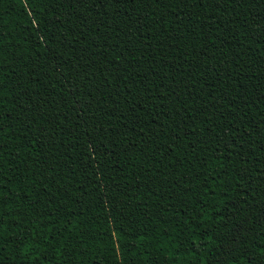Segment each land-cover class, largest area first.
I'll return each mask as SVG.
<instances>
[{
	"label": "trees",
	"instance_id": "1",
	"mask_svg": "<svg viewBox=\"0 0 264 264\" xmlns=\"http://www.w3.org/2000/svg\"><path fill=\"white\" fill-rule=\"evenodd\" d=\"M0 264H264V0H0Z\"/></svg>",
	"mask_w": 264,
	"mask_h": 264
}]
</instances>
